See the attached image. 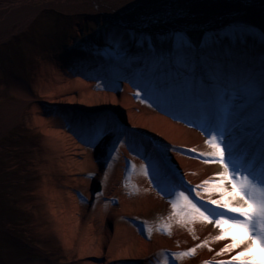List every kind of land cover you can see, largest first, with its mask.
<instances>
[{
    "label": "bare ground",
    "instance_id": "1",
    "mask_svg": "<svg viewBox=\"0 0 264 264\" xmlns=\"http://www.w3.org/2000/svg\"><path fill=\"white\" fill-rule=\"evenodd\" d=\"M50 8L101 14L124 28L153 34L152 46L134 38L123 58L107 62L93 51L60 50L42 62L33 85L18 87L15 100L0 102V139L24 116L41 136L32 158L43 179L37 193L67 254L81 264L229 259L238 249L217 256L230 241L212 240L219 234L213 224L178 223L167 193L209 178L210 186L219 183L223 169L210 159L213 149L205 143L210 128L227 137L226 155L240 154L258 171L264 164V39L248 35L243 45L240 36L235 43L234 36L219 33L238 17L264 32V0H0V43ZM174 31L187 32L192 41L185 60L176 55ZM207 32L215 33L214 42L203 41ZM110 38L99 41L97 51ZM53 105L58 111L69 105L76 116L55 114ZM84 114L92 121L82 123ZM254 128L260 131L252 134ZM149 159L159 171L146 177L132 167V190L125 189L128 165ZM101 181L103 190H94ZM80 186L86 198L76 192ZM196 191L208 198L203 189ZM212 198L220 196L214 192ZM152 214L164 218L155 220L157 230L150 235L119 221L138 222ZM164 224L170 230L163 233ZM205 240L206 246L197 247ZM191 248H196L193 256L176 259L175 253ZM161 251L168 253L158 261ZM42 264L62 262L46 258Z\"/></svg>",
    "mask_w": 264,
    "mask_h": 264
},
{
    "label": "rangeland",
    "instance_id": "2",
    "mask_svg": "<svg viewBox=\"0 0 264 264\" xmlns=\"http://www.w3.org/2000/svg\"><path fill=\"white\" fill-rule=\"evenodd\" d=\"M244 19L238 17L232 20L225 28L219 30V33L234 36L231 38L234 42L238 40L237 36H240L243 45L247 43L248 35H261L263 30L251 26ZM262 19L264 22V11ZM174 33L176 43L178 34L189 38L185 31ZM109 35L111 40H107V45L102 51H97L99 41L107 39ZM152 35L150 32L124 28L101 14L87 15L66 13L53 8L43 9L32 19L28 27L0 43V102L15 100L17 97L13 93L14 90L24 85H33L42 62L60 50L76 49L81 53L82 50L93 51L107 62L108 59L123 58L134 38H138L141 45L147 39L148 45L152 46ZM214 35L213 32L205 33L203 41L214 42ZM109 41L114 43L113 48ZM51 108L55 114L59 113L62 117L75 115L65 106L64 111L68 113L58 111L55 105ZM84 116L80 119L82 123L92 121L93 116L87 114ZM25 118L26 116L19 125L0 139V264H42L46 258L62 264H81L76 257L67 254L59 236L61 234L49 226L47 215L40 206L42 199L37 191L43 179L40 171L33 169L35 164L32 158L39 151L41 136L26 125ZM111 152L114 154L116 148H111ZM143 166H149L150 175L159 171L157 163L152 159L139 164L132 162L125 174V189L132 190V167H137L136 171L143 173ZM103 186L102 181L98 182L94 190L102 191ZM84 189L80 186L76 190L82 198L85 196L82 193ZM91 189L93 190V187ZM162 218L163 214H152L149 218H143L145 220L139 219L138 222L126 218L127 221L124 219L119 221L134 223L142 234L150 235L157 230L156 221ZM162 226L159 228L162 229ZM166 253L168 252H158V261L160 256ZM121 263L135 264L129 260H122Z\"/></svg>",
    "mask_w": 264,
    "mask_h": 264
},
{
    "label": "snow or ice",
    "instance_id": "3",
    "mask_svg": "<svg viewBox=\"0 0 264 264\" xmlns=\"http://www.w3.org/2000/svg\"><path fill=\"white\" fill-rule=\"evenodd\" d=\"M261 36L264 37V32ZM192 47L190 38L182 34L177 35L178 58L185 60V53ZM101 134L102 130L96 132L97 136ZM206 134L209 138L205 143L213 149L208 156L223 169L218 174L219 183H212L210 186L211 178H209L195 188L183 191L174 188L167 193L173 197L168 201L171 211L178 218L177 222L183 225L196 222L213 224L219 230V234L213 236L212 240L230 241L220 248L216 253L217 256L230 254L238 249L227 260H210L205 261L204 264H264V164L261 165L259 172L245 170L239 165L233 167L237 162L233 160L230 163L227 159L226 150L230 146L225 143V135L214 128H210ZM143 175L146 177L150 175L149 166H143ZM225 184L230 185V191ZM196 188L208 192V198L205 199ZM192 192L195 193V197H191ZM214 192L219 194V199L212 198ZM225 224L229 227L225 228ZM161 230L169 231L170 225L164 224ZM207 244L208 241L205 240L197 247ZM195 252L196 248H191L174 255L176 259H181L185 256H193Z\"/></svg>",
    "mask_w": 264,
    "mask_h": 264
}]
</instances>
